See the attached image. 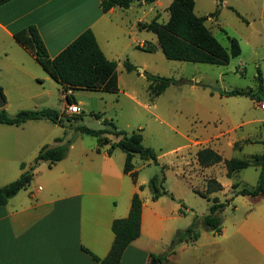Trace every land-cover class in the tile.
<instances>
[{"label":"rangeland","instance_id":"374dc122","mask_svg":"<svg viewBox=\"0 0 264 264\" xmlns=\"http://www.w3.org/2000/svg\"><path fill=\"white\" fill-rule=\"evenodd\" d=\"M194 1L195 13L209 17L206 27L223 47L231 49L230 38L239 42L242 54L238 58H232L229 65L168 60L162 53L157 36L140 29V25H148L153 21L160 25L167 24L173 0H159L152 4L137 2L129 10H124L126 14L118 12L110 16L113 22L110 26L113 29L111 36H107L114 46L108 52L111 57L120 56L116 59L119 75V90L116 93L74 90L71 95L75 104L68 105L66 94L56 84H50L55 83L50 82L52 80L42 82L26 79L20 73V81L11 87L6 82L8 73L1 70L0 65V79L9 85L10 90L4 98L8 104L4 109L10 117H15L22 111L53 109L63 113L66 118L79 119L76 124L66 123V127L59 125L58 129L54 123L40 120V123L48 125L50 129L45 130L46 137L38 140L37 133L28 126L23 137L32 141L28 146L29 150L26 149L22 155L14 153L10 156H7L9 151H3L6 157L0 158V188L19 179L22 162L32 166L37 157L31 155L33 144L46 142V145L56 146V137H66L65 144L68 140L72 143L77 140V149L93 148L97 145V138L80 134L76 126L92 121L101 124L105 120L112 121L118 129L129 134L141 130L143 144L155 150L158 156V164L144 161L139 155L134 158L133 164L139 172L138 180H144V196L152 195L148 184L154 176L161 175L164 169V186L170 193L169 197L172 195L171 201L175 206H180L181 210L179 218L172 221L170 227L183 230L196 224L198 233L202 235L197 246H194L195 241L174 248L172 242L177 232L171 237L169 234L164 235V239L168 240L165 255L171 253V257L177 253L186 264L194 263L195 260H202L204 264H216L221 258L224 264H264L262 259H242L236 255L243 243L236 237V223L238 219L247 216L243 200H233L222 212V231H225L227 240L220 247L214 244L217 234L206 230L202 222L209 214L211 202L208 200L218 198L220 202H225L233 199L235 192L231 187L227 192L223 188L221 192L207 194L211 180L227 184L230 178L227 177L224 163L204 168L197 159L201 149L212 148L224 160H250L251 167L240 175L235 174L233 184L240 182L241 190L242 187L254 189L259 183L260 167L253 157L264 153V93L262 101L258 102L248 97H229L227 92L242 90L257 93L260 74L264 80V0ZM217 10H220L219 15L213 16ZM139 20L141 21L138 22ZM100 38L104 44L102 37ZM142 43L144 47L153 44L157 49L154 53L145 52L140 48ZM3 45L7 46V41L3 40ZM127 61L136 66L135 72L129 73L126 70ZM40 71L43 78L49 77L44 70ZM146 73L173 78L177 83L154 98ZM211 88L220 89L223 94L214 92ZM72 106H75L77 113L70 111ZM106 128L113 131L112 127ZM0 137L11 140L14 135L0 132ZM82 138L85 142H82ZM109 138L113 140L117 137L111 135ZM195 141L197 144H194ZM106 148L108 151L111 149ZM110 156L121 164V168L125 165L126 154L121 150L113 151ZM177 174H182L186 180ZM42 179L44 178L40 180ZM126 179L132 185L135 184L133 178ZM211 187L217 189L215 183ZM195 192L204 194L206 198ZM236 205L240 208L239 212L235 211ZM185 245L189 247L185 249ZM246 248L245 246L244 250Z\"/></svg>","mask_w":264,"mask_h":264},{"label":"crops","instance_id":"0c3cea01","mask_svg":"<svg viewBox=\"0 0 264 264\" xmlns=\"http://www.w3.org/2000/svg\"><path fill=\"white\" fill-rule=\"evenodd\" d=\"M102 1L12 0L1 6L0 65L1 70L8 73L6 82L14 87L22 76L36 81L55 82L48 74L49 77H42L40 69H43L36 58L15 40V34L29 26L38 28L51 58H56L81 34L91 29L106 57L111 61L119 59L120 56H110L114 44H111L107 35L111 36L113 29L110 16L118 12L126 13L118 7L103 13ZM3 40L7 41V46L3 45ZM20 73L23 75L20 76ZM50 84H56L57 88L63 90L56 82ZM9 85L0 79L5 97L10 91ZM71 93L73 91L68 92ZM0 126L3 127L1 133L14 135L11 140L0 137V158L6 157L3 153L5 150L9 151L7 156L24 154L32 144L27 137H23L28 126L37 133L36 140L46 137L45 130L50 129L39 121H30L20 127ZM54 126L59 128L57 124ZM59 138H65L66 141V137L55 139ZM119 140L114 138L112 143ZM76 141L71 144L65 160L52 168H49L48 163L40 164L35 170L34 183L12 198L6 206L0 207V264H100L94 256L104 259L109 255L115 240L112 225L115 220L129 216L136 193L143 201L141 234L126 249L121 264H151L153 256L165 255L168 240L164 239V235L169 234L171 237L182 230L170 227L171 222L179 218L180 206H175L169 196L157 201L152 199V195L144 196V180L139 182L136 167L134 179L131 173H125V165L121 168V164L109 155L106 147L110 148V145L100 147L97 142L93 148L77 149ZM82 142H85L84 138ZM45 143L33 144L31 155L37 156ZM60 145L62 143L53 147ZM116 150L120 149L113 151ZM25 164L26 170L29 169L30 166ZM20 172L22 174L21 168ZM178 176L186 180L182 174ZM128 177L135 180L134 185L127 181ZM218 182L227 192L234 180L230 179L227 184ZM140 187L144 189L140 190ZM233 200H243L247 208V216L236 223V237L243 242L241 249L236 251V257L264 261V196H238ZM235 211H240L238 205ZM216 237L214 244L219 247L227 240L225 231ZM188 247L184 246L185 249ZM167 259L170 264H186L177 253ZM217 263L224 264L223 258ZM189 264H204V261L195 260Z\"/></svg>","mask_w":264,"mask_h":264},{"label":"trees","instance_id":"16d2710c","mask_svg":"<svg viewBox=\"0 0 264 264\" xmlns=\"http://www.w3.org/2000/svg\"><path fill=\"white\" fill-rule=\"evenodd\" d=\"M12 0H0V7ZM155 3L159 0H103L101 2V10L103 13H108L113 8H121L129 10L133 4L137 2ZM171 17L167 24L160 25L157 21L150 24L140 25L142 31L153 33L158 38V44L162 53L168 60L209 64L217 66H227L232 58H238L242 54V49L239 42L230 38L231 49L228 50L221 45L212 32L206 27L208 16H198L195 13L194 0H173L170 7ZM217 10L213 16H218ZM15 40L35 58L43 70L59 85L63 87V92L66 94L68 105L75 104V99L69 91L74 90H93L105 91L108 93H116L119 90V75L118 63L109 60L102 48L94 32L89 29L81 34L73 43H71L64 51L56 58H51L48 49L40 35L36 26H29L26 29L15 34ZM141 50L154 53L157 47L151 44L149 47H140ZM126 70L129 73L136 71V66L131 62L125 63ZM147 80L151 83L149 89L154 98L161 96L169 87L177 82L173 78L160 77L146 73ZM259 85L257 93L245 92L242 90H233L227 92L229 97H248L258 102L262 101L264 93V80L262 74L258 77ZM0 97L5 98L4 90L0 86ZM99 117V115H96ZM49 120L54 124L66 127V123H78L77 117L66 118L63 113L53 109H43L40 111H22L15 117H10L5 109L0 110V125L20 127L30 121ZM106 127H112L113 131L105 129L96 131L89 129L86 124L77 125L76 130L82 135H88L97 138L100 147L110 145L109 155L113 150L120 149L126 154L125 173H134L135 166L133 160L136 155H139L144 161H153L158 164V156L152 148L146 147L143 144L144 138L141 130L131 133L128 137V132L125 130L118 131V126L112 121L107 120L103 123ZM115 136L120 140L112 143L109 136ZM57 143L62 145L53 147L45 145L39 151L32 166L26 170L27 165L22 163L20 168L22 174L19 179L11 184L0 188V207L6 206L9 201L17 196L21 191L27 190L35 177V170L41 163H48L49 168H52L59 162L67 158L72 142L70 140L65 144V138H59ZM199 164L204 168H209L221 163H224L227 169V177L232 179L235 174L251 167L250 160L232 158L224 160L223 157L212 148L201 149L197 154ZM252 159V158H251ZM254 161L260 167L259 183L256 188L249 189L247 187L239 188V183L232 185V190L235 192L234 198L238 196L258 198L264 196V153L253 157ZM166 175L163 169L161 175L154 176L148 187L152 192V199L159 200L164 196H170V193L165 188ZM216 185L217 189L211 187ZM144 187H140L143 190ZM223 186L217 181H210L207 194L221 192ZM202 197L206 196L195 192ZM172 197V195H171ZM233 198V199H234ZM233 199L220 202L218 198L208 200L211 202L209 214L203 219V226L206 230L215 234L222 233L221 214L225 211ZM143 201L139 193H136L132 199L129 216L125 219L115 220L112 225V231L115 234L114 244L109 255L100 259L94 256V259L100 264H121L122 257L126 249L136 241L141 234ZM196 224L185 230H179L172 242V246L177 247L180 244L193 243L198 240L200 234L196 229ZM168 255L153 256L159 264L168 262Z\"/></svg>","mask_w":264,"mask_h":264},{"label":"water","instance_id":"95a60500","mask_svg":"<svg viewBox=\"0 0 264 264\" xmlns=\"http://www.w3.org/2000/svg\"><path fill=\"white\" fill-rule=\"evenodd\" d=\"M143 71V69L141 70ZM214 92H218L219 94H223V91L220 90V89H216V88H211ZM6 106V100L4 98L1 97L0 99V110L4 109ZM87 127L89 129H92V130H96V131H103L106 129V125L104 124H101L97 121H92V122H88L86 123ZM118 131H122L121 129H118ZM128 137L130 138L131 137V134H128ZM151 264H159L156 260L152 261Z\"/></svg>","mask_w":264,"mask_h":264},{"label":"built area","instance_id":"2783aa9c","mask_svg":"<svg viewBox=\"0 0 264 264\" xmlns=\"http://www.w3.org/2000/svg\"><path fill=\"white\" fill-rule=\"evenodd\" d=\"M70 111H71L72 113H77V111H76V109H75V106L70 107Z\"/></svg>","mask_w":264,"mask_h":264}]
</instances>
